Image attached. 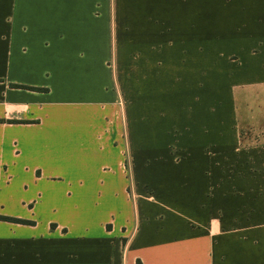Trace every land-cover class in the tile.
Returning <instances> with one entry per match:
<instances>
[{"label":"crops","instance_id":"1","mask_svg":"<svg viewBox=\"0 0 264 264\" xmlns=\"http://www.w3.org/2000/svg\"><path fill=\"white\" fill-rule=\"evenodd\" d=\"M263 138L264 0H0V264H264Z\"/></svg>","mask_w":264,"mask_h":264},{"label":"trees","instance_id":"2","mask_svg":"<svg viewBox=\"0 0 264 264\" xmlns=\"http://www.w3.org/2000/svg\"><path fill=\"white\" fill-rule=\"evenodd\" d=\"M12 87L13 88H19V89H27V90H32V91H44L43 89H39V88H32V87L19 86V85H12ZM9 123H11V124H26L28 122H25V121H10ZM0 221L18 223V224H23V225L31 224L30 221L10 218V217H5V216H0Z\"/></svg>","mask_w":264,"mask_h":264},{"label":"rangeland","instance_id":"3","mask_svg":"<svg viewBox=\"0 0 264 264\" xmlns=\"http://www.w3.org/2000/svg\"><path fill=\"white\" fill-rule=\"evenodd\" d=\"M263 141H264V138H263ZM253 142V141H252Z\"/></svg>","mask_w":264,"mask_h":264}]
</instances>
